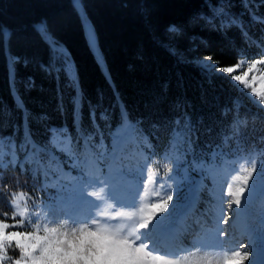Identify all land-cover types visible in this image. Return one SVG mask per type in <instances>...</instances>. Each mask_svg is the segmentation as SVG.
I'll list each match as a JSON object with an SVG mask.
<instances>
[{
	"label": "snow or ice",
	"instance_id": "1",
	"mask_svg": "<svg viewBox=\"0 0 264 264\" xmlns=\"http://www.w3.org/2000/svg\"><path fill=\"white\" fill-rule=\"evenodd\" d=\"M241 3L252 24L264 25V16L257 15L255 0H241ZM205 6L208 12L195 14L190 18L189 24L201 25L211 31L220 32L225 37L228 31L237 28L243 43L255 44L260 51L259 58L246 59L238 56L235 64L223 67L207 63L212 60L211 56H207L200 67L206 72H223L238 85L250 88V92L245 95L255 97L257 107H264V69L258 68V65H264V27L260 30L261 35L255 38L248 31L249 24L241 16L232 13L233 5L228 0H217L215 4L208 0ZM261 6H264V0H261ZM71 7L77 14L84 12L81 0H72ZM31 27L48 49L47 63L39 61L38 67L45 75L57 81L63 73L67 86L75 93L70 101L73 106V120L71 128L66 121L60 125L50 124L47 114L34 115L26 108L16 87V65L23 64L26 67L30 60L12 55L10 51L14 37H26L17 36L16 31L6 26L0 27V48L8 49L13 103L15 109L21 113V123L13 126L12 134L0 135V189L7 192L5 199L11 212V216L5 211L0 217V264H5V261H10V264H246L250 261V255V264H264V250L256 249L252 245L251 237L247 245L233 246L229 240L222 239L229 235L228 231L219 227L220 224L229 223L233 205L240 209L242 199L247 202L244 194L249 189V181H252L253 191L257 187L264 188V157L259 161V172L255 159L240 162L241 166L235 173L221 184L220 215L202 230L203 234H192V239L186 244L184 236L189 233L186 228L177 227V210L185 209L183 214L186 215L191 209L187 202L181 201L183 180L178 177L181 164L192 171H208V175H211L203 157L197 159L196 156L197 133L203 122L199 119L194 122L186 102L177 100L170 106V111L178 112L179 115L171 119L163 117L150 124L155 139L158 140L160 133L165 130L168 133V143L160 157L163 161V174L159 167H153L160 161L153 158L155 148L143 127L150 117L131 119L118 94L116 107L120 110V122L113 128L110 123V109L100 112V119L107 122L110 130L109 143L104 145L102 132L99 133L100 140L97 142V131H90L83 124L85 97L79 86L78 73L74 70L66 50L55 39L47 21L42 20ZM184 35L182 26L171 24L163 34L155 38V42L179 61L180 49L177 43ZM88 42L89 47L95 51L97 41L94 31L88 32ZM229 42L234 45V41ZM97 62L103 63L102 55L97 56ZM256 72H260V75L257 76ZM106 78L110 80V76ZM258 79L259 90L256 87ZM20 83L26 91L35 87V81L31 77ZM98 101L97 104L87 101L89 119L95 130H99L96 116L97 109L103 104L102 93H98ZM242 106L238 100H234L228 110L234 117L229 125L230 129L234 128L228 134L229 140L239 136L240 128L247 126L248 118L240 115ZM58 110L62 113L66 110L62 96ZM2 114L10 115L11 110L4 108ZM32 122L43 127L46 140L36 139ZM208 131L210 129H205V132ZM261 139L264 140V137ZM126 143L142 159L128 164L121 163L115 170L109 167L107 175L99 172L92 174L87 184L79 187L76 195V203L88 207V212L82 216H72L66 212L62 214V209L48 204L37 206L33 203L29 207V197L22 190L12 189L11 183L5 181V173L17 167L21 172L31 171L46 176V166L59 161L60 155L75 165L82 162L81 158L91 157L98 168L109 157L112 161L122 162L126 156ZM144 149L150 150L148 155L144 154ZM216 155L221 156L222 153L217 149ZM173 164L177 169L175 174L170 166ZM60 167L63 168L62 163ZM88 188L93 191H88ZM174 196L175 203H172V211H169ZM225 196L230 198L227 201V210L222 207ZM240 214L236 212L237 216ZM162 237L175 240V247L172 250H163L160 247ZM10 250L18 252V256L9 255Z\"/></svg>",
	"mask_w": 264,
	"mask_h": 264
},
{
	"label": "trees",
	"instance_id": "2",
	"mask_svg": "<svg viewBox=\"0 0 264 264\" xmlns=\"http://www.w3.org/2000/svg\"><path fill=\"white\" fill-rule=\"evenodd\" d=\"M81 2L84 5L83 14L73 11L72 0H0V27L6 26L16 31L17 36L26 37H14L10 51L12 55L30 60L26 67L23 64L16 65V87L32 114L45 113L49 117L48 123L60 125L66 121L68 127H72L73 106L70 101L75 94L73 89L67 86L63 73L57 81L38 67L39 61L47 63L48 49L33 33L31 26L45 20L78 73L79 86L85 97L83 124L90 131L108 136L110 130L107 122L101 120L99 115L106 108L110 109L111 126L115 128L120 122V110L116 107L118 94L131 119L150 117L143 127L155 148L153 158L161 162V153L168 143V133L167 130L161 132L157 140L150 124L163 117L171 119L179 115L178 112L170 111V106L180 100L186 102L194 122L197 119L203 122L197 133L196 148L206 162L217 165L226 155L239 149L244 153L264 150V140L261 139L264 137L262 107H257L254 99L245 95L246 89L231 77L223 72H206L200 67L207 56L212 57L207 63L215 67L231 66L236 63L238 56L259 58L260 49L255 44H244L237 28H232L225 37L201 25L189 24L195 14L208 12L205 6L208 0ZM216 2L211 0L212 4ZM228 2L233 5L232 13L241 16L249 24L250 35L258 38L264 25L250 22L241 0ZM255 4L257 15L264 16L261 0H255ZM86 21L95 31V51L89 47ZM171 24L182 26L185 30L184 37L177 43L179 61L155 42V38ZM230 40L234 41V45L230 44ZM98 55L103 56V63L97 62ZM107 76H110V80ZM29 77L34 79L35 87L26 91L20 81H26ZM98 93L103 94V104L97 109L96 123L99 130H95L89 119L87 101L97 104ZM61 96L66 109L63 113L58 110ZM234 100L243 105L240 115L247 117L248 123L246 127L240 128L239 136L227 142L225 138L233 130L229 125L234 118L228 110ZM4 108L10 109L11 114H2ZM20 123L21 113L15 109L10 87L8 49L0 48V135H11L13 126ZM31 127L38 141L47 139L40 124L32 122ZM205 129L210 131L205 132ZM217 149L222 153L221 156L216 155ZM153 167H159L163 174L162 165ZM5 181L11 183L12 189L22 190L29 197V204L37 205L57 193L41 175L31 171L21 172L19 167L9 169L5 173ZM6 196L7 192L0 189V217L5 211L11 216ZM10 254L18 256V252L13 250L9 251ZM5 264H10V261H5Z\"/></svg>",
	"mask_w": 264,
	"mask_h": 264
},
{
	"label": "rangeland",
	"instance_id": "3",
	"mask_svg": "<svg viewBox=\"0 0 264 264\" xmlns=\"http://www.w3.org/2000/svg\"><path fill=\"white\" fill-rule=\"evenodd\" d=\"M85 25L88 34L90 31L88 25H90V23L86 21ZM258 68L264 69V65H258ZM255 74L259 76L260 72H256ZM251 76L252 74L250 73L249 80H251ZM259 86L260 81L258 79L256 81V87L258 90ZM245 89L247 93L250 92V88ZM252 98L256 101L255 97ZM262 109L264 110V107H262ZM232 131H234V128ZM225 139L227 142L230 141L227 137ZM96 140L99 142V134L97 135ZM108 143V136H104V145H107ZM144 143H147V141ZM101 147H103V145ZM125 151L126 156L122 162L119 160L112 161L109 157L99 165V168L91 157L87 159L81 158L82 162L79 165H75L72 164L71 160L60 155L59 161L46 166L45 172L47 175H41L43 180L57 192L56 196H49L46 201L37 203V206L48 204L54 208L62 209V214L66 212L72 216L85 215L88 212V207L76 203V195L79 187L81 185H86L87 180L94 173L99 172L100 174L107 175L109 167L115 170L121 166V163L128 164L129 162L142 159L134 150H132V146L127 143L125 144ZM149 151V149H144V154L148 155ZM242 151L239 149L236 152L226 155L227 158L225 157L217 168H214L212 164L204 160L208 165V169L211 170V175H208V171H192L181 164L178 177L183 180V183L181 184L182 191L180 193L181 201L182 203L187 202L188 207L191 209L188 214L189 219L185 222L188 225L190 231L189 234H191V232H200L203 234L202 230L210 226L213 223V219L220 215L221 206L219 204V193L221 190V184L226 178H230L231 175L235 173L236 169L241 166L240 162L242 160L255 159L258 164L257 172H259V161L264 157V150L255 152L251 151L249 153H244ZM97 155H99V153H97ZM196 156L197 159L201 158L198 152L196 153ZM61 163L63 164V168L60 167ZM159 165H163V161H161ZM170 166L173 167V173L175 174L177 171L176 165L173 164ZM157 179H159V177H157ZM253 179H255V174L253 175ZM251 184L252 181H249V189L244 194L245 198H247V202L245 203V200L242 199L240 209H236L235 205H233V212L230 213L231 219L229 220V223L227 225L220 224L219 227L228 231L229 235L222 239L229 240L233 246L239 244L247 245L249 243V238L251 237L252 245L256 249L264 250V188L257 187V189L253 191ZM228 199L230 198L227 196L224 197L225 202L222 205L224 210H227ZM194 200H200L201 202L199 204H194ZM172 203H175V196L173 201L170 202L169 211H172ZM31 206L32 204H29V207ZM184 211L185 209L177 210V216L179 218L178 223L181 219V214H183ZM236 212H240L241 214L237 216ZM164 215H167V213ZM17 219H19V217H17ZM186 236H184V240L186 239ZM189 241L190 239L187 240V243ZM175 243V241L167 242L162 237L160 240V247L165 251L172 250L175 247ZM250 261L246 262V264H250Z\"/></svg>",
	"mask_w": 264,
	"mask_h": 264
},
{
	"label": "bare ground",
	"instance_id": "4",
	"mask_svg": "<svg viewBox=\"0 0 264 264\" xmlns=\"http://www.w3.org/2000/svg\"><path fill=\"white\" fill-rule=\"evenodd\" d=\"M88 29L91 30V31H94L90 25H88ZM94 32H95V31H94ZM200 202H201L200 200H197V201L194 200V204H199ZM188 214H189V212H187L186 215L181 214V219H180L179 223L177 224V227H178V228H186V229H187V232L189 233L188 225L185 223V222H187V220L189 219ZM185 224H186V225H185ZM209 225H210V224H209ZM242 225L245 226L244 224H242ZM186 238H189V237L187 236ZM187 240H188V239H186V244H187Z\"/></svg>",
	"mask_w": 264,
	"mask_h": 264
}]
</instances>
